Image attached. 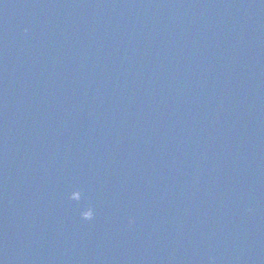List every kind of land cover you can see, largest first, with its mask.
<instances>
[{"label": "water", "instance_id": "95a60500", "mask_svg": "<svg viewBox=\"0 0 264 264\" xmlns=\"http://www.w3.org/2000/svg\"><path fill=\"white\" fill-rule=\"evenodd\" d=\"M0 264H264V0H0Z\"/></svg>", "mask_w": 264, "mask_h": 264}, {"label": "clouds", "instance_id": "9594fccd", "mask_svg": "<svg viewBox=\"0 0 264 264\" xmlns=\"http://www.w3.org/2000/svg\"><path fill=\"white\" fill-rule=\"evenodd\" d=\"M88 219H91V213H89V215H88V217H87Z\"/></svg>", "mask_w": 264, "mask_h": 264}]
</instances>
